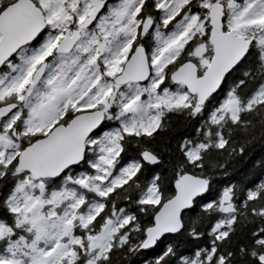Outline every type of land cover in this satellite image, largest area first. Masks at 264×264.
<instances>
[{
	"label": "snow or ice",
	"instance_id": "6c2138e0",
	"mask_svg": "<svg viewBox=\"0 0 264 264\" xmlns=\"http://www.w3.org/2000/svg\"><path fill=\"white\" fill-rule=\"evenodd\" d=\"M0 264H264V0H0Z\"/></svg>",
	"mask_w": 264,
	"mask_h": 264
}]
</instances>
